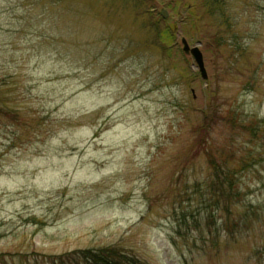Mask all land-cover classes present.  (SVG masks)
Instances as JSON below:
<instances>
[{"label":"rangeland","instance_id":"obj_1","mask_svg":"<svg viewBox=\"0 0 264 264\" xmlns=\"http://www.w3.org/2000/svg\"><path fill=\"white\" fill-rule=\"evenodd\" d=\"M224 5L0 0L5 261L113 246L264 264V0ZM217 165L238 193L215 203Z\"/></svg>","mask_w":264,"mask_h":264},{"label":"trees","instance_id":"obj_2","mask_svg":"<svg viewBox=\"0 0 264 264\" xmlns=\"http://www.w3.org/2000/svg\"><path fill=\"white\" fill-rule=\"evenodd\" d=\"M226 0H202L203 5L208 8L209 14H223ZM169 29V28H168ZM171 32V31H170ZM237 170L228 168L226 171L220 166H215V203L221 198L230 199L233 194L237 195L235 186ZM0 255V264H9ZM19 264H145L136 256L113 246L102 248H87L73 250L59 255L18 254ZM14 258V256H12Z\"/></svg>","mask_w":264,"mask_h":264},{"label":"water","instance_id":"obj_3","mask_svg":"<svg viewBox=\"0 0 264 264\" xmlns=\"http://www.w3.org/2000/svg\"><path fill=\"white\" fill-rule=\"evenodd\" d=\"M160 14H161V16L163 18H167L168 17V13H167V11L165 9H162ZM176 27H177V25L174 24V23H169L168 24V28H169V30L172 33L175 32ZM180 41H181V44H182V51L185 54L191 55V57L194 60V64H193L194 67L198 69L201 78L206 80L207 79V72H206V69H205V66H204L203 54H202L201 50L199 49L200 43L197 42V43L193 44L192 46H190L188 44L187 40L184 37H182Z\"/></svg>","mask_w":264,"mask_h":264}]
</instances>
